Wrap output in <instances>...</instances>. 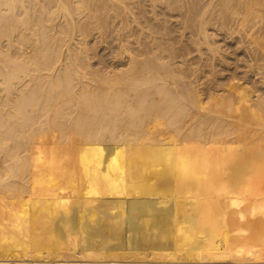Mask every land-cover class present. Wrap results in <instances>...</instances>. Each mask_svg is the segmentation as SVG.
Listing matches in <instances>:
<instances>
[{
	"label": "bare ground",
	"instance_id": "1",
	"mask_svg": "<svg viewBox=\"0 0 264 264\" xmlns=\"http://www.w3.org/2000/svg\"><path fill=\"white\" fill-rule=\"evenodd\" d=\"M250 72L264 0H0V264H264Z\"/></svg>",
	"mask_w": 264,
	"mask_h": 264
},
{
	"label": "rangeland",
	"instance_id": "2",
	"mask_svg": "<svg viewBox=\"0 0 264 264\" xmlns=\"http://www.w3.org/2000/svg\"><path fill=\"white\" fill-rule=\"evenodd\" d=\"M236 40V39H235ZM233 41V40H228V42H231L233 45H230V44H224V45H226V46H224V48L225 47H227L228 49V52L226 51V56H228L227 57V59H228V61L231 63L230 65H231V67H233V66H235L234 67V69H236V73L239 75V76H243V75H245L246 74V69H249L248 67L246 68V67H244V66H246V63H248L247 61L249 60L248 59V55H246V52H244V50H243V48L242 47H240V46H238L237 44V42H238V40L237 41ZM221 44H222V41L220 42ZM225 43V42H224ZM223 45V44H222ZM229 45V46H228ZM234 46V47H233ZM237 46V48L238 47H240L236 52L237 53H239V59L237 60V53L236 52H234L235 50L234 49H236L235 47ZM106 45L105 44H100V43H98L97 44V49H98V51H99V54H100V56L101 55H106L107 53H109L110 52V49L108 48H106ZM100 49V50H99ZM226 49V48H225ZM105 50V51H104ZM241 50V51H240ZM104 51V52H103ZM100 56L98 57H94V59H93V61L94 62H96L97 63V65H99L100 66ZM109 57V56H108ZM235 57V58H234ZM246 57V58H245ZM96 58V59H95ZM99 60V62H98V60ZM96 60V61H95ZM236 63H237V65H236ZM219 69H221V72H220V75L222 76V78H221V76H219V74H218V78L221 80V81H225V82H229L230 81V78H229V76L231 75V70H229V69H223V68H220L219 67ZM224 73V74H223ZM245 73V74H244ZM249 74V73H248ZM247 74V76H248V80L250 81V83L252 84L253 82H254V80L256 79V78H258V79H256V80H258V82H259V84H260V86L256 83V82H254L256 85V87L260 90H258L257 92H259V93H262V92H264V85L261 83V81H259V79H260V77L258 76V75H255L254 74V72L253 73H251L250 72V74L248 75ZM227 75V76H226ZM252 75H255V76H252ZM231 77V76H230ZM250 78V79H249ZM253 78V79H252ZM224 79V80H223ZM251 80H253V81H251ZM224 82V83H225ZM254 83H253V86H254ZM258 85V86H257ZM254 86V87H255ZM255 87V88H256ZM261 88V89H260ZM76 260H78L79 258H75ZM82 260V259H81ZM80 259L78 260V261H81ZM131 261V260H130Z\"/></svg>",
	"mask_w": 264,
	"mask_h": 264
}]
</instances>
